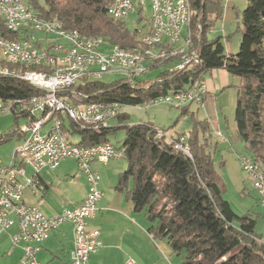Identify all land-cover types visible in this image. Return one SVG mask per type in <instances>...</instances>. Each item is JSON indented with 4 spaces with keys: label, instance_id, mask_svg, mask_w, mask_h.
Returning <instances> with one entry per match:
<instances>
[{
    "label": "trees",
    "instance_id": "1",
    "mask_svg": "<svg viewBox=\"0 0 264 264\" xmlns=\"http://www.w3.org/2000/svg\"><path fill=\"white\" fill-rule=\"evenodd\" d=\"M109 1L24 0L37 17L59 21L65 29L79 30L88 37L101 36L110 45L138 46L144 27L131 29L125 21L114 20L106 13ZM190 2L189 29L198 50V62L177 70L171 69L177 57L153 63L150 70L165 64L163 71L154 80L139 79L135 85L124 77L111 83L83 78L68 93L73 97L75 91L86 104L93 101L149 104L162 94L203 82L206 72L224 68L241 79L235 110L237 138L245 143L249 157L264 169V0H247L242 13L241 45L236 54L226 52L222 35L210 37L208 33L223 13V0ZM143 18L145 14L140 13V19ZM32 31L29 27L13 31L0 17V38L18 40ZM4 66L27 69L0 59V67ZM41 94L40 88L26 80L0 73V100L15 117V125L0 137V142L18 134L25 136L17 120L25 116L33 121L26 106ZM192 104L177 106L180 116L190 115L193 121L192 130L182 133L190 154L157 137L156 125L152 123L128 124L130 116L125 111L115 117L117 124L109 122L101 128L84 126L60 113L54 116L62 119V132L78 135L79 141L75 143L83 146L111 142V135L125 129L122 144L116 148L123 151L128 165L120 172L116 187L133 202L137 212L145 213L152 223L149 228L152 236L166 239L172 252L182 256L179 264H264V238L254 230L257 220L250 213L239 215L224 197L223 178L209 150L211 123L206 117L199 119L191 109ZM177 121L163 129L174 128Z\"/></svg>",
    "mask_w": 264,
    "mask_h": 264
},
{
    "label": "built area",
    "instance_id": "2",
    "mask_svg": "<svg viewBox=\"0 0 264 264\" xmlns=\"http://www.w3.org/2000/svg\"><path fill=\"white\" fill-rule=\"evenodd\" d=\"M190 0H110L106 13L116 21H126L133 15H146L140 44L125 48L110 45L101 36L88 37L79 30L65 29L59 21L37 17L24 0H0V17L6 26L18 31L29 27L33 31L26 38H0L2 59L27 69L0 67V73L13 75L40 88L43 94L34 96L27 111L34 118L20 127L24 140L15 151L12 161L0 167V240L9 233L14 245H21L24 256L21 264H45L38 259L42 242L59 224L70 221L74 226V248L69 264H90V256L102 246L100 231L88 229L89 219L95 217L98 203L103 195L99 184L101 175L92 168L94 161L107 163L123 157V151L111 142L83 146L70 141L62 132V119L55 113H66L72 120L84 126L101 128L125 111L126 105L116 102H83L72 90L83 78L101 77L105 73L121 72L133 85L147 72L151 64L177 57L171 69H184L198 62L189 25L192 20ZM187 26V31L185 28ZM35 31L51 36V46L41 48ZM41 66L43 69L32 67ZM207 88L201 81L176 92L162 94L149 102L183 106L195 103L201 109L206 106ZM77 99V100H76ZM4 103L0 100V111ZM36 117V118H35ZM52 122L50 129L46 125ZM157 137L165 138L176 149L190 154L185 136L172 137L166 130L155 127ZM221 135V133H219ZM73 158L79 171L87 176L88 192L85 200L73 209H64L54 216H47L39 206L27 204L24 191L31 187L38 190L36 175L26 176L20 165L29 164L39 171L43 167L56 168L62 159ZM242 167L253 177L259 201L264 207V169L249 156L240 157ZM21 177L23 179L21 180ZM13 226L17 230L11 232ZM93 264H100L94 262Z\"/></svg>",
    "mask_w": 264,
    "mask_h": 264
},
{
    "label": "crops",
    "instance_id": "3",
    "mask_svg": "<svg viewBox=\"0 0 264 264\" xmlns=\"http://www.w3.org/2000/svg\"><path fill=\"white\" fill-rule=\"evenodd\" d=\"M36 39L41 48L51 46L52 37L45 33L42 36L37 34ZM0 59H2L1 53ZM221 69L225 71H218L220 72L218 73L212 70L211 77L203 80L207 88L206 106L203 110L206 112L205 117L209 119L213 131L217 132L218 135L221 133L220 136L223 137L215 93L221 87L225 88L230 85L232 78L226 69ZM29 121V118L25 116H21L17 120L19 127ZM192 128L191 116L183 115L177 125L167 132L172 137H181L182 133H189ZM14 138L21 142L24 140V137L19 134L15 135ZM122 158L124 157H115L107 163L100 161L92 163V168L101 175L99 187L103 195L98 203L99 209L95 217L89 219L87 227L100 231L103 244L91 254L89 263L179 264L182 256L172 252L166 239L152 236L149 232L151 224L145 213L143 211L137 212L133 202L116 187L120 172L125 170L128 165L127 160H122ZM20 165L25 169L26 176L36 175L35 178L39 187L37 191L27 187L24 191V201L27 204L39 206L47 216L57 215L64 209L78 207L85 200L88 192V180L86 174L79 171L75 159L65 158L56 168L43 167L39 171H36L29 164L21 163ZM22 179L23 177H21ZM16 230V226H13L10 233ZM41 246L38 259L43 263L69 264L71 250L74 248L73 223L65 221L59 224L50 232ZM23 256L24 249L22 246L14 245L10 234H5L0 240V264H21Z\"/></svg>",
    "mask_w": 264,
    "mask_h": 264
},
{
    "label": "rangeland",
    "instance_id": "4",
    "mask_svg": "<svg viewBox=\"0 0 264 264\" xmlns=\"http://www.w3.org/2000/svg\"><path fill=\"white\" fill-rule=\"evenodd\" d=\"M151 0H148V5ZM247 0H223V13L221 17L215 19L213 26L210 30L209 36L214 37L218 35L223 36V42L226 47V52L229 54L238 53L242 40V13L246 8ZM151 11L149 8L146 10V15L150 17ZM216 17V14L213 15ZM145 18L140 19V16L133 15L128 18L124 23L131 28H143L145 26ZM187 31V26L185 31ZM35 31V34L42 36L43 33ZM51 37V36H50ZM164 65L152 68L149 72L145 73L140 79L152 81L161 71ZM213 71L224 72L221 68L214 69ZM220 73V72H218ZM232 78V83L227 87H221L215 95L217 101V109L219 111L220 128L223 137L218 135L217 132L212 130L210 152L213 153L215 159V168L222 176L224 182V197L229 200L233 209L239 214L244 215L250 213L256 220L255 232L264 238V207L261 206L258 192L254 187L253 177L242 167L240 157L249 156V152L244 142L237 138V125L235 121V110L238 97V86L240 84V77L228 73ZM121 72L105 73L98 79L107 83L114 82L123 78ZM211 77V71L206 72L205 78ZM192 111H195L199 119L206 116L203 109L198 110V105L193 103L191 105ZM125 112L129 114L128 124H136L139 122H148L161 128H170L174 123L179 122L180 110L177 107L167 105L165 103L154 104H140V105H126ZM63 116L67 118V114ZM15 118L10 107H6L0 111V137L9 131L13 126ZM117 124L118 118L112 119L110 124ZM176 123V125H177ZM52 122L46 125L45 130L50 129ZM125 129L120 128L117 132L109 138L115 147H120L125 137ZM66 137L73 142L79 141V136L75 134L65 133ZM22 142L17 138H8L7 141L0 142V167L8 165L12 161L16 149ZM125 160V158H122ZM150 224H152L150 222Z\"/></svg>",
    "mask_w": 264,
    "mask_h": 264
}]
</instances>
